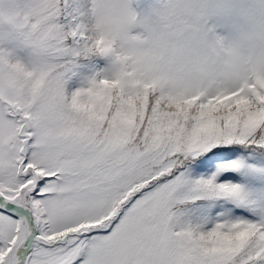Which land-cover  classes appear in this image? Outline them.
Masks as SVG:
<instances>
[{
  "label": "snow or ice",
  "instance_id": "6c2138e0",
  "mask_svg": "<svg viewBox=\"0 0 264 264\" xmlns=\"http://www.w3.org/2000/svg\"><path fill=\"white\" fill-rule=\"evenodd\" d=\"M0 264H264V0H0Z\"/></svg>",
  "mask_w": 264,
  "mask_h": 264
}]
</instances>
